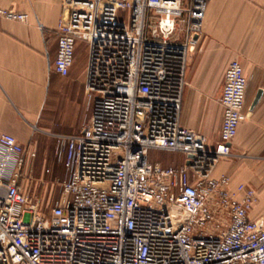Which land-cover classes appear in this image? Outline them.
I'll list each match as a JSON object with an SVG mask.
<instances>
[{
    "label": "built area",
    "instance_id": "obj_1",
    "mask_svg": "<svg viewBox=\"0 0 264 264\" xmlns=\"http://www.w3.org/2000/svg\"><path fill=\"white\" fill-rule=\"evenodd\" d=\"M71 5L72 17L59 25L54 69L67 77L77 44H87L90 118L79 133L54 136L65 173L47 213L23 186L36 153L13 135L0 136V264H264V217L249 218L255 191L242 185L238 196L228 174L214 177L246 119L239 61L226 70L215 149L180 122L207 1ZM0 19L26 22L28 15L0 7ZM151 150L185 163H152Z\"/></svg>",
    "mask_w": 264,
    "mask_h": 264
},
{
    "label": "crops",
    "instance_id": "obj_2",
    "mask_svg": "<svg viewBox=\"0 0 264 264\" xmlns=\"http://www.w3.org/2000/svg\"><path fill=\"white\" fill-rule=\"evenodd\" d=\"M72 1L107 0H0L1 8L28 15L26 22L0 19V136H15L36 157L43 132L75 135L81 130L73 131L82 120L86 43L77 44L67 77L54 69L59 25L72 17ZM206 1L203 34L189 59L180 122L206 137L208 148L215 149L223 119L220 98L226 70L232 61H239L247 80L246 98L253 96V100L246 104L233 155L220 162L214 177L228 174L230 189L238 196L240 186L252 188L256 201L249 218L257 220L264 217V0ZM124 16L125 12L118 13L119 18ZM259 91L262 96L252 109ZM174 155L154 163L184 165L185 158Z\"/></svg>",
    "mask_w": 264,
    "mask_h": 264
},
{
    "label": "rangeland",
    "instance_id": "obj_3",
    "mask_svg": "<svg viewBox=\"0 0 264 264\" xmlns=\"http://www.w3.org/2000/svg\"><path fill=\"white\" fill-rule=\"evenodd\" d=\"M87 45V44H86ZM88 47V46H87ZM86 56V52L83 51ZM85 89V88H84ZM246 104H249L253 100V96H247ZM82 116L80 130L90 118V110L87 108V97L84 95V106L80 110ZM67 133L72 130L67 129ZM55 132H43L40 139V147L37 149V157L28 161L29 173L23 179V186L26 193L33 198L41 199L42 212L47 213L51 207V204L61 195V183L64 179L63 158L56 155V139L54 138ZM175 157L176 155L167 152H160L151 150L148 153V159L150 162H158L164 157ZM46 169H50L51 173H45Z\"/></svg>",
    "mask_w": 264,
    "mask_h": 264
},
{
    "label": "water",
    "instance_id": "obj_4",
    "mask_svg": "<svg viewBox=\"0 0 264 264\" xmlns=\"http://www.w3.org/2000/svg\"><path fill=\"white\" fill-rule=\"evenodd\" d=\"M261 96H262V91H259V92L257 93V95H256V97H255L253 103H252V109L257 105V103H258V101L260 100Z\"/></svg>",
    "mask_w": 264,
    "mask_h": 264
}]
</instances>
